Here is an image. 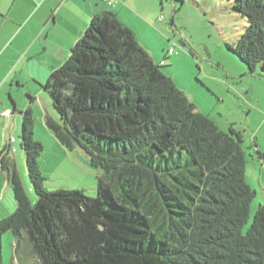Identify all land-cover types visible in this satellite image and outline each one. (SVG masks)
I'll list each match as a JSON object with an SVG mask.
<instances>
[{
  "label": "trees",
  "instance_id": "16d2710c",
  "mask_svg": "<svg viewBox=\"0 0 264 264\" xmlns=\"http://www.w3.org/2000/svg\"><path fill=\"white\" fill-rule=\"evenodd\" d=\"M235 1L249 26L231 50L264 76V0ZM163 64L115 13L93 16L43 89L59 117L47 128L67 150H85L98 196L45 188V147L27 109L20 138L37 201L14 167L17 209L0 236L26 231L41 264H264V206L252 215L249 181L264 148L197 111Z\"/></svg>",
  "mask_w": 264,
  "mask_h": 264
},
{
  "label": "rangeland",
  "instance_id": "374dc122",
  "mask_svg": "<svg viewBox=\"0 0 264 264\" xmlns=\"http://www.w3.org/2000/svg\"><path fill=\"white\" fill-rule=\"evenodd\" d=\"M134 1L138 4L132 7L134 17H129L130 24L135 28L137 25L138 38L153 61L156 64L164 62L161 71L172 78L197 111L213 118L221 130L228 132L233 127L246 140H254L264 148V76L259 68L256 73H249L246 64L231 50L249 26L248 19L236 11V1ZM35 85L41 88L42 97L34 95ZM29 88L30 91L14 88L18 126L6 135L0 133V144L10 148L3 156L6 168L0 164V221L17 209L8 182L14 167L32 203L37 201L20 138L23 120L20 112L27 109L34 115V139L45 147L39 160L46 179L45 188L49 191L77 189L89 197L98 196L100 172L90 166L89 156L82 148L71 152L63 145V148L56 146L59 144H55L56 138L44 119L48 116L59 118L52 98L36 83ZM3 112L2 115L9 116L10 110ZM254 157L250 159V166L253 163L256 168L254 166V174L249 177L257 192L252 215L264 206V161ZM0 264H41L26 231L20 237L11 232L0 236Z\"/></svg>",
  "mask_w": 264,
  "mask_h": 264
},
{
  "label": "crops",
  "instance_id": "0c3cea01",
  "mask_svg": "<svg viewBox=\"0 0 264 264\" xmlns=\"http://www.w3.org/2000/svg\"><path fill=\"white\" fill-rule=\"evenodd\" d=\"M118 1L0 0L1 135H6L18 126L19 116L14 111L17 108L14 88L17 87V91L22 88L30 91L29 85L35 83L43 87L49 76L69 58L72 47L84 34L95 14L106 10L115 13L136 34L142 45L138 38L137 25L135 28L130 24L129 18L134 13L132 7L138 3L134 0ZM34 93L38 97L43 94L36 85ZM5 110L14 112L10 116H4L2 114ZM2 141H5L4 138ZM55 142L59 144L56 146L63 148L57 140ZM1 147L3 148L2 144L0 164L4 156ZM9 152L10 149L5 153ZM10 161L9 159L8 162Z\"/></svg>",
  "mask_w": 264,
  "mask_h": 264
},
{
  "label": "built area",
  "instance_id": "2783aa9c",
  "mask_svg": "<svg viewBox=\"0 0 264 264\" xmlns=\"http://www.w3.org/2000/svg\"><path fill=\"white\" fill-rule=\"evenodd\" d=\"M8 115H10V113H7Z\"/></svg>",
  "mask_w": 264,
  "mask_h": 264
}]
</instances>
